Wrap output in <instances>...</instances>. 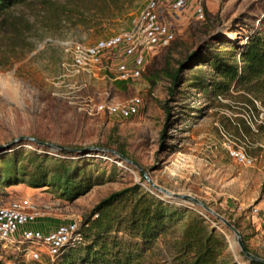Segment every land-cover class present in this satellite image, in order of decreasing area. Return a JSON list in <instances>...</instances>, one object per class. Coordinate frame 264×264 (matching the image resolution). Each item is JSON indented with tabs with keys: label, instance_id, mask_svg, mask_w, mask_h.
I'll use <instances>...</instances> for the list:
<instances>
[{
	"label": "rangeland",
	"instance_id": "obj_1",
	"mask_svg": "<svg viewBox=\"0 0 264 264\" xmlns=\"http://www.w3.org/2000/svg\"><path fill=\"white\" fill-rule=\"evenodd\" d=\"M149 0H30L12 10L29 25L24 33L25 45L11 50L0 39V155L37 151L58 157L55 148L46 150L32 142L10 145L15 139L30 137L65 149L97 147L122 149L133 164H126L108 152H91L85 156L69 155L79 165L102 178L87 194L74 201L59 198L49 188L33 189L24 183L0 185V206L21 199L30 201L44 212L39 221L52 225L82 219L103 198L124 188L139 185L188 212L176 224L165 242H171L193 214H199L225 237L222 256L237 264H249L241 254L234 234L214 216L188 200L165 197L151 188L143 174L155 185L170 192L189 195L215 213L239 227L248 249L264 259V236L258 233L251 209L264 207V111L262 101L230 90L227 95H213L201 85L213 79V72L197 65L181 73L182 82L169 94L170 83L160 74L150 83L148 68L159 59L175 60L183 54L199 52V30L208 28L212 48L229 58L236 57L237 47L246 36L264 30V0H202L204 20H196L193 0L168 21L173 22L174 39L169 47L158 49L146 63L142 75L125 86L117 85V57L105 56L101 64L76 74L71 68L70 49L74 44L93 45L130 28L131 18ZM209 39V38H208ZM70 52V53H69ZM172 60H171V59ZM131 98L140 100L138 113L125 120L91 110L101 102L124 104ZM168 111V113H167ZM165 128V136L161 132ZM239 150L251 159L237 162L230 155ZM0 156V157H1ZM61 156V154H60ZM25 229L20 227L13 236ZM54 229V228H53ZM147 264H171L162 240ZM42 263L49 264L46 253ZM32 261L24 245L3 248L0 264L14 259Z\"/></svg>",
	"mask_w": 264,
	"mask_h": 264
},
{
	"label": "trees",
	"instance_id": "obj_2",
	"mask_svg": "<svg viewBox=\"0 0 264 264\" xmlns=\"http://www.w3.org/2000/svg\"><path fill=\"white\" fill-rule=\"evenodd\" d=\"M29 1L0 0V39L9 50L16 44L25 45L23 36L29 30V25L22 16H14L12 10L27 5ZM207 31L208 28H203L197 33L200 51L183 54L174 61L175 67L171 66L168 59L160 61L156 58L148 68L150 83L154 84V79L163 74L170 83L169 94L173 95L175 88L182 82L181 73L202 65L213 72L212 81L201 85L203 90L209 89L215 96L227 95L230 90L241 91L251 97L250 112L256 110L253 100L262 101L264 106V30L253 31L245 37L246 42L240 47L224 38L231 43L226 44L229 49H236L237 58H229L212 48V40H222L218 36L209 37ZM127 83L116 81L117 85L122 86ZM164 136L165 128L161 132V139ZM35 140L38 143H32L52 150L42 145L45 143ZM22 142L27 141L17 143L22 145ZM14 148L6 150L4 156L0 155V185L24 183L33 189L49 188L59 198L74 201L103 182L102 178L93 177L91 172L79 165L77 159H71L69 155L81 157L91 152L105 151L59 150L61 156L59 154L58 157H50L46 153L39 154L37 151L23 149L9 153ZM113 152L129 160L122 149L112 148L108 153L114 154ZM187 212L174 202L145 191L139 185L113 192L100 200L82 219L78 228L80 240L66 244L58 257L49 264H147L160 240L168 251L171 264H237L222 256L225 237L199 214H193L188 219L178 238L165 242V237ZM232 225L239 230L235 223ZM242 242L252 253L243 237ZM11 264L28 263L16 258ZM249 264L261 263L251 261Z\"/></svg>",
	"mask_w": 264,
	"mask_h": 264
},
{
	"label": "built area",
	"instance_id": "obj_3",
	"mask_svg": "<svg viewBox=\"0 0 264 264\" xmlns=\"http://www.w3.org/2000/svg\"><path fill=\"white\" fill-rule=\"evenodd\" d=\"M189 0H149L131 18L130 28L96 41L93 45L74 44L70 49L71 68L76 74L89 71L101 64L105 56L117 57L115 64L117 80L128 82L141 77L150 57L161 48L168 47L174 39L172 19L177 12L188 5ZM196 20H204L202 0H193ZM140 100L131 98L124 104L101 102L91 110L98 114H108L118 120H125L138 113ZM264 118V111L259 115ZM231 157L242 164L251 159L239 150H231ZM30 199H21L8 206H0V245L6 247L25 246V252L32 261L42 263L46 253L49 261H54L61 249L68 243L80 240L79 225L69 222L57 225L43 233L40 230L23 229L13 237L20 227L36 222L44 216ZM256 231L264 236V207L252 208Z\"/></svg>",
	"mask_w": 264,
	"mask_h": 264
},
{
	"label": "water",
	"instance_id": "obj_4",
	"mask_svg": "<svg viewBox=\"0 0 264 264\" xmlns=\"http://www.w3.org/2000/svg\"><path fill=\"white\" fill-rule=\"evenodd\" d=\"M28 141V142H35L38 143L34 138H30V137H21V138H17L15 139L11 144H9L7 147H9L10 145H13L19 141ZM44 146H47L49 148H55L56 150H66V151H74V152H87V151H105V152H109V150L107 149H102V148H97V147H89V148H85V149H81V150H73V149H65L62 148L60 146H56V145H52V144H42ZM3 147H1L0 149H2ZM116 156H118L120 159H122L125 162H128L130 164H133L134 166H136L133 162H131L130 160L124 158L123 156L117 154L116 152H113ZM136 168L142 172V170L136 166ZM143 173V172H142ZM144 179L149 183V185L151 186L152 189H154L155 191H157L158 193L163 194L165 197L168 198H172V199H179V200H188L190 202H192L193 204L201 207L204 211H206L207 213L211 214L212 216H214V218H216L218 221H220L225 227H227L235 236L236 238V243L239 247V251L241 252V254L249 261V262H258L261 264H264V259L253 255L252 253H250L244 246L243 242H242V236L240 234V232L226 219H224L223 217H221L220 215H218L217 213H215L213 210H211L210 207H208L207 205H205L203 202L189 196V195H184V194H177V193H173L170 192L160 186L155 185L152 181H150L145 174H143Z\"/></svg>",
	"mask_w": 264,
	"mask_h": 264
},
{
	"label": "crops",
	"instance_id": "obj_5",
	"mask_svg": "<svg viewBox=\"0 0 264 264\" xmlns=\"http://www.w3.org/2000/svg\"><path fill=\"white\" fill-rule=\"evenodd\" d=\"M22 227H25V229L40 230L43 233H47L48 231H50L53 228H55L56 225L54 224V225L51 226V224H49L48 222H44V220H43V221H39L36 224H33V225L29 226V227H26V225L22 226Z\"/></svg>",
	"mask_w": 264,
	"mask_h": 264
}]
</instances>
